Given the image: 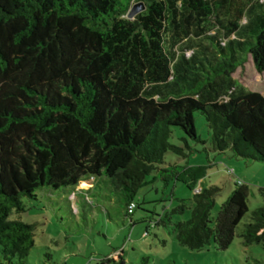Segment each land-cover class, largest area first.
Returning <instances> with one entry per match:
<instances>
[{
  "label": "trees",
  "instance_id": "1",
  "mask_svg": "<svg viewBox=\"0 0 264 264\" xmlns=\"http://www.w3.org/2000/svg\"><path fill=\"white\" fill-rule=\"evenodd\" d=\"M135 2L143 9L129 18ZM249 57L263 72L264 0H0V264H27L35 224L10 215L39 188H72L78 200L82 180L87 191L107 181L127 213L151 174L164 186L186 182L188 159L205 144L195 113L213 152L264 163V93L232 77ZM175 130L182 144L171 141ZM219 191L200 187L186 220L168 217L179 244L230 245L248 187L234 181L212 222ZM185 209L179 199L170 213ZM162 210L149 228L165 224ZM239 236L244 247L264 245V204Z\"/></svg>",
  "mask_w": 264,
  "mask_h": 264
},
{
  "label": "rangeland",
  "instance_id": "2",
  "mask_svg": "<svg viewBox=\"0 0 264 264\" xmlns=\"http://www.w3.org/2000/svg\"><path fill=\"white\" fill-rule=\"evenodd\" d=\"M232 77L236 84L264 93V71L259 73L250 57ZM194 127L205 144L195 145L199 152L188 159L191 170L181 174L186 182L172 181L164 186L159 174H151L148 180L153 181L152 185L143 187L135 195L136 207L130 214L110 183L103 180L94 182L90 191L87 188L91 181L82 180L78 188L85 190L82 194L77 192L78 200L72 197V188L65 192L39 188L36 201L23 197L24 211H12L10 218L35 224L34 247L26 257L27 264H114L102 262L105 256L117 261L116 264H139L142 257H147V264H264V245L244 247L239 236L244 224L250 222L251 211L264 204V163L236 159L229 151L213 152L208 128L200 113L194 114ZM180 135L175 130L171 141L182 144ZM164 160L173 163L176 158L166 153ZM238 179H244L248 187V211L235 228L230 245L218 250L211 243L200 250H191L179 244L173 225L166 222L168 217L173 222L186 220L195 189L216 185L220 191L210 212L213 222ZM179 199L185 200V211L170 213ZM163 208L167 212L165 224L149 228V219H155V214L162 215ZM120 254L122 259L118 260Z\"/></svg>",
  "mask_w": 264,
  "mask_h": 264
},
{
  "label": "water",
  "instance_id": "3",
  "mask_svg": "<svg viewBox=\"0 0 264 264\" xmlns=\"http://www.w3.org/2000/svg\"><path fill=\"white\" fill-rule=\"evenodd\" d=\"M143 9V5L141 2H135L128 12V17L133 18L137 13H139Z\"/></svg>",
  "mask_w": 264,
  "mask_h": 264
},
{
  "label": "built area",
  "instance_id": "4",
  "mask_svg": "<svg viewBox=\"0 0 264 264\" xmlns=\"http://www.w3.org/2000/svg\"><path fill=\"white\" fill-rule=\"evenodd\" d=\"M199 189H195V192L198 191ZM135 207V202H130L127 206V213L130 214L133 212V209Z\"/></svg>",
  "mask_w": 264,
  "mask_h": 264
},
{
  "label": "crops",
  "instance_id": "5",
  "mask_svg": "<svg viewBox=\"0 0 264 264\" xmlns=\"http://www.w3.org/2000/svg\"><path fill=\"white\" fill-rule=\"evenodd\" d=\"M211 165V164H210ZM188 170H191L190 168H188ZM239 180V179H238ZM243 182H245V180L244 179H241ZM91 184L92 183H90V185L89 186H91ZM119 260V259H118Z\"/></svg>",
  "mask_w": 264,
  "mask_h": 264
}]
</instances>
